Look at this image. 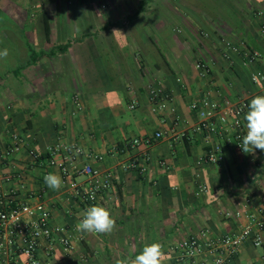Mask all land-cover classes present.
<instances>
[{"label": "crops", "instance_id": "crops-1", "mask_svg": "<svg viewBox=\"0 0 264 264\" xmlns=\"http://www.w3.org/2000/svg\"><path fill=\"white\" fill-rule=\"evenodd\" d=\"M226 1L239 23L199 0H0V51L8 50L0 58V183L17 202L44 203L53 225L77 235L69 252L43 240L41 264H115L153 242L174 264L176 243L203 229L220 236L264 222V152L226 141L220 163L200 162L209 147L191 104L264 95V82L251 80L264 67V0ZM228 40L261 59L246 64ZM74 145L101 159L70 164L64 146ZM87 163L112 178L93 203L78 193ZM48 173L62 178L58 191L44 183ZM95 204L115 219L111 234L76 230ZM261 231V245L247 240L227 264H264ZM187 264L213 263L202 253Z\"/></svg>", "mask_w": 264, "mask_h": 264}, {"label": "built area", "instance_id": "built-area-1", "mask_svg": "<svg viewBox=\"0 0 264 264\" xmlns=\"http://www.w3.org/2000/svg\"><path fill=\"white\" fill-rule=\"evenodd\" d=\"M261 33L264 36V23L261 26ZM226 47L237 53L244 51L246 64L261 59L259 51L244 50L235 42L226 41ZM224 56L225 58L231 57L228 52H225ZM197 67L204 73L209 71L204 62H198ZM251 80L253 83L264 82V67L254 71ZM157 95L154 91L152 97ZM247 105L248 103L244 99L238 103L230 101L222 103L210 101L209 97L196 100L191 104V107L199 115L195 130L202 135L204 142L209 147L200 157L201 163H220L223 159V145L226 141H234L236 146L240 147L239 144L242 143V138L246 133L243 114ZM161 136L162 133L157 132L153 138L158 139ZM137 142L139 140H135V143ZM145 142L150 143V139H146ZM13 149H19L17 143ZM64 149L69 154L70 164L81 155L101 159L96 154L85 152L80 146H64ZM33 154L35 157L39 156L37 153ZM144 158L150 160L152 157L146 153ZM52 163L57 164L63 173L67 174L68 167L65 162L56 163L52 160ZM160 163L165 164L164 161ZM78 170L87 176L86 184L81 187L78 193L84 201L93 203L99 194L111 185V175L103 174L90 163L83 165ZM198 189L200 192L208 191L205 184H200ZM256 222L258 229L255 231L250 224L239 232L220 236H213L209 229H203L196 235L180 240L172 248L175 253L174 264H187L202 253H208L213 264H227L247 240L252 239L255 245L263 243L261 230L264 227V222L258 219ZM74 231L67 226L53 225L51 212L44 203L17 202L15 198L4 192L3 185L0 183V256L10 259L13 253L18 254L19 257L10 261L11 264H41L39 253L43 240L48 242L49 250L54 249V244L58 241L65 251H72L75 248L77 236Z\"/></svg>", "mask_w": 264, "mask_h": 264}, {"label": "clouds", "instance_id": "clouds-1", "mask_svg": "<svg viewBox=\"0 0 264 264\" xmlns=\"http://www.w3.org/2000/svg\"><path fill=\"white\" fill-rule=\"evenodd\" d=\"M7 56L6 48L0 51V58ZM247 107L248 111L244 116L247 131L239 146L245 154L254 153L256 150L264 152V95L254 96ZM43 180L48 188L54 191H58L63 184L62 178L55 173L44 175ZM115 226L116 221L110 211L100 204H95L84 210L75 228L82 233L111 234ZM165 258L163 245L153 242L145 245L134 258H120L115 264H165Z\"/></svg>", "mask_w": 264, "mask_h": 264}, {"label": "rangeland", "instance_id": "rangeland-1", "mask_svg": "<svg viewBox=\"0 0 264 264\" xmlns=\"http://www.w3.org/2000/svg\"><path fill=\"white\" fill-rule=\"evenodd\" d=\"M200 2L206 3L204 9H209V11L215 12L217 15L221 16L222 14L228 15L230 18L234 19L237 23L240 22V17L236 13L234 7L229 6L226 0H199ZM231 41V40H228ZM233 42V41H232Z\"/></svg>", "mask_w": 264, "mask_h": 264}, {"label": "trees", "instance_id": "trees-1", "mask_svg": "<svg viewBox=\"0 0 264 264\" xmlns=\"http://www.w3.org/2000/svg\"><path fill=\"white\" fill-rule=\"evenodd\" d=\"M223 56V55H222ZM35 59V58H34ZM28 63H30V60L28 61ZM248 103V102H247ZM249 104V103H248Z\"/></svg>", "mask_w": 264, "mask_h": 264}]
</instances>
